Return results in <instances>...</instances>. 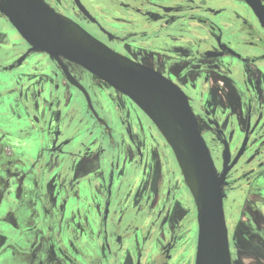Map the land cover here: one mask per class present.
I'll use <instances>...</instances> for the list:
<instances>
[{
    "label": "flooded vegetation",
    "instance_id": "1",
    "mask_svg": "<svg viewBox=\"0 0 264 264\" xmlns=\"http://www.w3.org/2000/svg\"><path fill=\"white\" fill-rule=\"evenodd\" d=\"M44 1L186 94L218 174L229 152L232 264H247L250 251L264 259V26L254 9L244 0ZM0 20L13 29L0 33V72L25 79L0 96L17 95L30 117L18 135L0 130V236L9 244L0 264H196L198 206L160 130L127 95L31 51Z\"/></svg>",
    "mask_w": 264,
    "mask_h": 264
},
{
    "label": "water",
    "instance_id": "2",
    "mask_svg": "<svg viewBox=\"0 0 264 264\" xmlns=\"http://www.w3.org/2000/svg\"><path fill=\"white\" fill-rule=\"evenodd\" d=\"M244 1L264 26L262 2ZM0 14L31 45V51L46 52L60 64L63 57L84 67L142 109L172 147L188 184L193 178L199 186V198L193 191L199 221L196 264H232L223 194L231 168L229 152L225 151L224 171L218 174L196 115L180 87L159 72L111 51L80 28L95 46L94 50L86 49L70 35L67 18L44 0H0ZM176 140L189 145L188 162H183Z\"/></svg>",
    "mask_w": 264,
    "mask_h": 264
},
{
    "label": "crops",
    "instance_id": "3",
    "mask_svg": "<svg viewBox=\"0 0 264 264\" xmlns=\"http://www.w3.org/2000/svg\"><path fill=\"white\" fill-rule=\"evenodd\" d=\"M28 75L27 73L24 74L23 77H26ZM13 76L10 72H0V93L5 92L8 89H12L14 85L21 86V83L25 82V79H17L16 81H13ZM29 80V79H28ZM17 82V83H16ZM19 108V109H18ZM30 117L28 115H25L23 113V110L19 107V101L17 100V95H10V96H0V130L4 131L6 135H18L21 131V129H26L28 127L27 123H30ZM37 146L34 147L31 145L29 147L30 151H32L31 154L37 153L41 137L40 134L35 136ZM7 140V141H6ZM4 142L0 143V149H5L8 147L6 144H8V138H6ZM31 143V142H30ZM2 160H0L1 162ZM3 165V164H1ZM7 238L4 236H0V250L3 251L8 247ZM12 254V253H10ZM12 256V258H11ZM9 258V261L17 260L16 255L13 253ZM19 260L24 261L22 258ZM20 261V262H22ZM19 262V263H20ZM22 264V263H21Z\"/></svg>",
    "mask_w": 264,
    "mask_h": 264
},
{
    "label": "bare ground",
    "instance_id": "4",
    "mask_svg": "<svg viewBox=\"0 0 264 264\" xmlns=\"http://www.w3.org/2000/svg\"><path fill=\"white\" fill-rule=\"evenodd\" d=\"M67 20H68L67 23H68V29H69L70 35L73 38H75L76 40H78L79 43L82 46H84L86 49L94 50L95 46H94L92 40L81 31L80 27L74 21L69 20V19H67ZM175 143H176L178 150L180 151V156H181L183 162H185V161L188 162V160H189V145L186 143H182L179 140H176ZM181 148H183V150H181ZM187 162H186L185 169L187 167ZM188 185L191 188V190L195 192L196 197L199 198V195H200L199 186H198L196 180L192 178V180H190Z\"/></svg>",
    "mask_w": 264,
    "mask_h": 264
},
{
    "label": "rangeland",
    "instance_id": "5",
    "mask_svg": "<svg viewBox=\"0 0 264 264\" xmlns=\"http://www.w3.org/2000/svg\"><path fill=\"white\" fill-rule=\"evenodd\" d=\"M209 1L212 2L213 5L214 4L219 5V6L224 5V1L223 0H209ZM216 5H214V6H216ZM4 31L5 32H7V31L13 32L12 26L9 23H7V22H5L3 20H0V33L4 32ZM16 37H18L17 34H16ZM213 89L215 90V92L218 91V89L216 88L215 85H213ZM261 103H262V101H261ZM165 141L167 142L166 139H165ZM168 145L170 146L169 143H168ZM177 162H178V160H177ZM178 165H179V162H178ZM179 167H180V165H179ZM180 169H181V167H180ZM181 171H182V169H181ZM181 174H182V178L184 179V181L188 184L187 177L185 176L183 171H182ZM256 252L257 253H254L253 251L252 252L250 251L249 256H248V260L246 262L247 264H264L263 257L260 255V253H258V251H256Z\"/></svg>",
    "mask_w": 264,
    "mask_h": 264
}]
</instances>
